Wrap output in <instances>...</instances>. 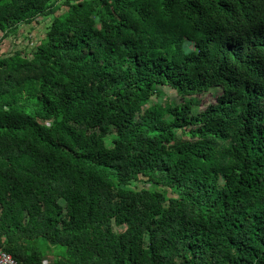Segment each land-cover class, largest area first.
Masks as SVG:
<instances>
[{"label":"trees","instance_id":"obj_1","mask_svg":"<svg viewBox=\"0 0 264 264\" xmlns=\"http://www.w3.org/2000/svg\"><path fill=\"white\" fill-rule=\"evenodd\" d=\"M40 17L0 56V248L264 264V0H0V45Z\"/></svg>","mask_w":264,"mask_h":264},{"label":"rangeland","instance_id":"obj_2","mask_svg":"<svg viewBox=\"0 0 264 264\" xmlns=\"http://www.w3.org/2000/svg\"><path fill=\"white\" fill-rule=\"evenodd\" d=\"M66 8L62 6L57 14L65 10ZM49 17H40L36 22L29 24H22L15 35H11L3 39L0 45V56L7 54L11 49H21L28 47L30 49L34 45L38 44L40 39L44 36L47 25L50 23ZM162 91L164 93L160 102L172 101L180 103L182 100L176 95V93L168 87H163ZM217 90H210L200 96H197L198 104L197 109H204L209 103L215 100ZM157 101V100H155Z\"/></svg>","mask_w":264,"mask_h":264},{"label":"built area","instance_id":"obj_3","mask_svg":"<svg viewBox=\"0 0 264 264\" xmlns=\"http://www.w3.org/2000/svg\"><path fill=\"white\" fill-rule=\"evenodd\" d=\"M0 264H23L16 261L10 254L0 248Z\"/></svg>","mask_w":264,"mask_h":264},{"label":"crops","instance_id":"obj_4","mask_svg":"<svg viewBox=\"0 0 264 264\" xmlns=\"http://www.w3.org/2000/svg\"><path fill=\"white\" fill-rule=\"evenodd\" d=\"M52 261V256L49 255L47 258H45V262H51Z\"/></svg>","mask_w":264,"mask_h":264}]
</instances>
